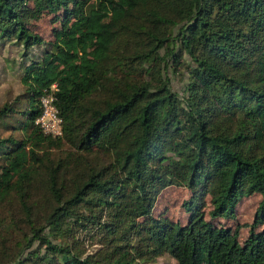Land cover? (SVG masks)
I'll list each match as a JSON object with an SVG mask.
<instances>
[{
    "label": "trees",
    "instance_id": "trees-1",
    "mask_svg": "<svg viewBox=\"0 0 264 264\" xmlns=\"http://www.w3.org/2000/svg\"><path fill=\"white\" fill-rule=\"evenodd\" d=\"M0 57V264H264V0H0Z\"/></svg>",
    "mask_w": 264,
    "mask_h": 264
},
{
    "label": "rangeland",
    "instance_id": "rangeland-1",
    "mask_svg": "<svg viewBox=\"0 0 264 264\" xmlns=\"http://www.w3.org/2000/svg\"><path fill=\"white\" fill-rule=\"evenodd\" d=\"M49 17L44 19V21L40 22L38 21L36 23V26L39 31L44 34L48 35V32L52 30L51 25L46 23L48 22ZM3 58L0 57V64H3ZM23 92L22 85L20 83V80L16 78V76H13L10 73V76H8V73L6 72L0 74V109L5 105L7 102H11L13 98H16L18 95H20ZM1 133V130H0ZM6 136H8L6 134ZM181 189H171V191L167 192L164 196V198L161 199L159 202V210L160 212L167 213L171 218H173L176 222L178 220H181L185 218L184 213L180 211L181 202L183 200L182 193L180 194ZM181 197V198H180ZM175 198H180L179 200H175ZM259 200V197H254L248 200H245L239 207V220L240 223H251L253 221V216L257 207V202ZM174 202L175 205L172 206L171 203ZM183 216V218H182ZM184 222V220L182 221ZM159 264H175V262L169 258H165L159 262Z\"/></svg>",
    "mask_w": 264,
    "mask_h": 264
},
{
    "label": "built area",
    "instance_id": "built-area-1",
    "mask_svg": "<svg viewBox=\"0 0 264 264\" xmlns=\"http://www.w3.org/2000/svg\"><path fill=\"white\" fill-rule=\"evenodd\" d=\"M57 87L52 88V93L44 96L41 101L42 114L36 124L40 125L44 133L49 136L59 137L63 135V120L55 105V92Z\"/></svg>",
    "mask_w": 264,
    "mask_h": 264
}]
</instances>
